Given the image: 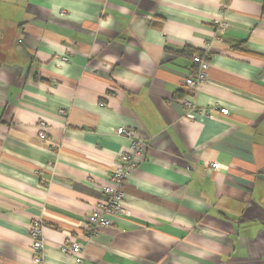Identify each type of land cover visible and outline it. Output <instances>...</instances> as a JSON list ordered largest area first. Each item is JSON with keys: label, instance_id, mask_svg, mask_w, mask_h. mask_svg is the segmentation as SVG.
<instances>
[{"label": "crops", "instance_id": "crops-1", "mask_svg": "<svg viewBox=\"0 0 264 264\" xmlns=\"http://www.w3.org/2000/svg\"><path fill=\"white\" fill-rule=\"evenodd\" d=\"M120 127L145 156L90 231ZM35 222L44 264H264V0H0V264H34Z\"/></svg>", "mask_w": 264, "mask_h": 264}, {"label": "built area", "instance_id": "built-area-1", "mask_svg": "<svg viewBox=\"0 0 264 264\" xmlns=\"http://www.w3.org/2000/svg\"><path fill=\"white\" fill-rule=\"evenodd\" d=\"M218 27L221 32H225L229 28V24L226 21H222L219 23ZM193 62L198 66V73L196 77L186 80V86L194 93L208 77L207 71L209 69V63L199 54L193 55ZM183 105L187 109L186 116L188 118H192L194 113H202L211 118L213 112L219 110L218 108L201 109L197 106L195 101L191 99H183ZM220 113L228 115L229 110L221 109ZM116 135L125 137L130 141V151L120 156V163L111 177L110 185L103 189L101 201L98 203L96 210L89 216L87 225L90 231L111 227L113 225V217L128 213L124 205L122 187L129 175L138 169L145 156L146 140L140 137L133 129L120 127L117 129ZM211 166L214 170H220L221 168L219 163H212ZM30 237L32 241L31 250L33 263L44 264L46 241L43 227L40 222L32 224ZM61 253L64 255H73L75 257V264H84L83 247L78 241H67L61 247Z\"/></svg>", "mask_w": 264, "mask_h": 264}]
</instances>
